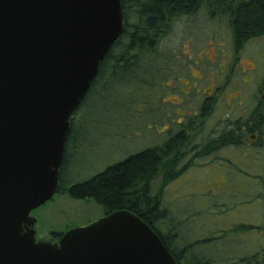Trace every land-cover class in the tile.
<instances>
[{"label":"water","instance_id":"1","mask_svg":"<svg viewBox=\"0 0 264 264\" xmlns=\"http://www.w3.org/2000/svg\"><path fill=\"white\" fill-rule=\"evenodd\" d=\"M122 29L120 0H0V264H177L127 210L35 239L71 114Z\"/></svg>","mask_w":264,"mask_h":264},{"label":"rangeland","instance_id":"2","mask_svg":"<svg viewBox=\"0 0 264 264\" xmlns=\"http://www.w3.org/2000/svg\"><path fill=\"white\" fill-rule=\"evenodd\" d=\"M208 20L207 15L197 13L190 20L175 21L164 44L176 57L173 65L176 70L170 76L169 87L161 94L140 90L134 93L110 85L92 96L86 116L79 120V135L64 173L66 182L89 178L129 154L161 143L162 133L158 131L169 128L170 124L167 118L160 123L157 119L162 113L165 117L172 116L177 106L171 102L181 98L177 92H187L185 104L193 100V90L206 87L205 93L210 92L214 83L208 85L211 75H218V83L224 81L217 70L220 64L233 63L230 34L223 20ZM263 72L264 39L260 38L249 42L240 53L233 67L235 80L232 79L233 85L229 83L234 88L225 93L224 104L229 102L233 110L243 113L245 106L257 101L256 83ZM156 95H161L163 104L155 103L159 97L155 98ZM134 96L140 106L129 102L128 98ZM142 100L150 106H145ZM131 105L138 106L134 117L127 114ZM252 143L247 141L246 149ZM220 156L190 167L163 188L161 198L169 219L161 231L178 236V249L184 244L200 242L193 249L197 255L209 256L214 264H237L236 257L264 247V237L258 230L231 233L229 238L215 243L204 241L238 225L264 226V201L255 200L259 189L254 178L263 173L262 156L253 150L226 151ZM102 216L101 207L94 201L68 194H55L30 213L40 240L49 239L53 233L85 227Z\"/></svg>","mask_w":264,"mask_h":264},{"label":"trees","instance_id":"3","mask_svg":"<svg viewBox=\"0 0 264 264\" xmlns=\"http://www.w3.org/2000/svg\"><path fill=\"white\" fill-rule=\"evenodd\" d=\"M120 5L122 33L100 62L87 93L71 114L56 194L92 200L101 207L103 216L118 210L135 214L158 235L177 264H214L209 256L194 253V246L200 242L184 244L178 249V236L171 231H161L169 219L161 192L167 184L184 173L183 169H179V163L185 157L181 153L184 145H178L175 153L171 149L172 124L161 132V143L129 154L89 178L66 182L64 173L79 135V120L86 116L92 96L110 85H117L134 93L135 90H140L154 92V95L160 91L161 94L169 87L170 76L176 70L173 66L176 57L172 50L165 48V39L172 32L175 21L184 18L190 20L197 13H203L207 15L208 21L225 22L230 34L233 63L219 65L217 74L221 71L219 75L224 76L222 83H218V75H211L208 85L214 82L217 90L204 99L197 116H191L179 124L178 132L180 133V129L191 132L194 136L202 131L207 135L208 142L204 146L205 153L200 154L201 158H213V153L217 150H253L257 154L261 153L263 173L254 176L259 189L255 200L264 201V72L256 83L257 101L251 106H245L243 113L233 110V105L229 102L224 104L225 93L234 88L231 83L232 79L235 80L233 67L240 53L249 42L264 39V0H120ZM229 83L232 84L231 87ZM157 96L159 97L155 103L163 104L161 95H156L155 98ZM128 99L130 103L140 106L137 96ZM142 103L150 106L143 100ZM138 106L131 105L127 108L129 117L138 114ZM167 117L162 113L157 123L163 122ZM154 128L156 129V125ZM250 137L254 141L246 149L244 141ZM156 183L158 185L154 190ZM247 229H256L264 237V226L238 225L229 231H220L219 235H214L204 243H215L229 238L231 233H242ZM51 235L58 237L62 234ZM236 258L237 264H264V247Z\"/></svg>","mask_w":264,"mask_h":264},{"label":"flooded vegetation","instance_id":"4","mask_svg":"<svg viewBox=\"0 0 264 264\" xmlns=\"http://www.w3.org/2000/svg\"><path fill=\"white\" fill-rule=\"evenodd\" d=\"M193 79H199V78L193 77ZM205 88L206 87L193 90L194 92V94H192L193 100L191 101L188 100V102H185V104H184V97L187 96V92H181V91L177 92L176 94H178V96H180L181 98L178 100V102H171L172 105L177 107L174 108L171 117L167 115L168 116L167 118L169 119V124L170 125L172 124L171 127V131H172L171 134L173 136L172 138L173 141L171 146L172 152L175 153L176 147L178 145H184V149L181 153L184 154L185 157L183 158V161L179 163V167H180L179 169H183L184 171L190 169V167H195L197 165H200L198 164L199 162L208 160L207 158H201L200 155L205 153L204 146L208 142L206 134L200 131L197 132L194 136H192L191 132L182 131L180 129H179L180 133L178 132L179 124L188 120V118L191 116H197L198 108H200L201 104L204 102V99L210 97L211 94L217 90L215 83H213L212 86L210 87V92L208 94L205 93L204 90ZM162 131L163 130L159 129V133H161ZM253 139H254L253 137L247 138L244 141V144H246L247 141L249 143H252L254 141ZM229 151H238V150H229ZM223 153H224L223 150H217L216 152L213 153L214 154L213 158H218L220 155L222 156ZM60 237L61 235L58 237L51 235L49 239L43 241L50 242L51 244H57ZM35 239L36 241L40 240L37 239V237H35Z\"/></svg>","mask_w":264,"mask_h":264}]
</instances>
